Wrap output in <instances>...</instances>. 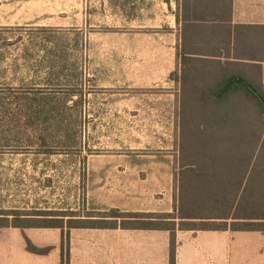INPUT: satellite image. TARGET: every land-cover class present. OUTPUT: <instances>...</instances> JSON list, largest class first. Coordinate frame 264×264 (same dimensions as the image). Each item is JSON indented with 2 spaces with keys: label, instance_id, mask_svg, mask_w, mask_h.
<instances>
[{
  "label": "rangeland",
  "instance_id": "374dc122",
  "mask_svg": "<svg viewBox=\"0 0 264 264\" xmlns=\"http://www.w3.org/2000/svg\"><path fill=\"white\" fill-rule=\"evenodd\" d=\"M117 1L0 0V210L106 216L117 195L138 194L147 182L155 195L169 187L174 212L181 165L203 166L226 145L238 164L227 173L242 174L250 154L264 165V126L250 141L248 126L233 125L235 135L226 145L215 140L213 153L200 146L181 156V114L207 113L202 100L220 65L207 47L184 59L186 49L150 28L162 24V0H130L126 12ZM239 96L229 109L245 113ZM144 170L157 174L144 180ZM61 234L28 230L34 243L57 249ZM11 242L25 252L19 231Z\"/></svg>",
  "mask_w": 264,
  "mask_h": 264
},
{
  "label": "trees",
  "instance_id": "16d2710c",
  "mask_svg": "<svg viewBox=\"0 0 264 264\" xmlns=\"http://www.w3.org/2000/svg\"><path fill=\"white\" fill-rule=\"evenodd\" d=\"M176 2L181 5L186 18L199 19L203 24L221 23L224 14L231 7V0H176ZM176 19L178 20V16ZM218 48L216 43H212L207 49L211 55L216 56ZM197 52L201 53L203 50ZM251 56L256 58V55ZM213 63L220 65V71L216 85L208 87L209 97L204 96L206 100H202L207 113L200 114V122H196L200 115L192 120H186L181 114L179 126L182 141L179 146L181 156L185 158L188 151H201L200 146L202 151H212L215 140L226 145V140L235 135L230 129L235 125L249 127L247 136L249 135L250 141L262 137L264 85L253 75L238 69H225L222 62ZM236 95H240L239 97L245 100V105L250 107L245 113L230 111L228 105ZM222 149V154L205 156L202 161L205 164L203 166L196 162L198 160L195 163L181 165L178 193L174 195L176 205L174 212L123 213L115 208L106 216L81 217L51 210L30 212L17 209L0 210V232L5 228H17L22 233L29 228L61 229L60 264H68L69 257L67 245L69 230L64 232V227L67 229L115 228L119 219L123 227L166 230L169 232V264H176L177 230L229 229L264 232V173H262L264 165H255L252 160L253 155L250 154L242 174L227 173L230 169H237L238 164L228 159L231 146L226 145ZM215 157H220L223 162H218L216 165ZM217 170L221 174H215ZM65 217L72 218H67L65 221ZM195 224L198 226L193 227ZM23 237L25 249L30 253L47 255L52 249V246L35 245L24 233Z\"/></svg>",
  "mask_w": 264,
  "mask_h": 264
},
{
  "label": "crops",
  "instance_id": "0c3cea01",
  "mask_svg": "<svg viewBox=\"0 0 264 264\" xmlns=\"http://www.w3.org/2000/svg\"><path fill=\"white\" fill-rule=\"evenodd\" d=\"M129 1H117V10L124 11ZM160 4L162 14L157 19L162 24L150 28L155 27L159 29L157 32L173 38L172 49L177 52L186 49L188 55L184 57H195L197 50L216 43L218 54L211 55L215 62H222L225 69H238L247 74L255 70L253 76L264 85V0H231L230 10L218 24L186 18L176 0H162ZM143 173L144 180L157 174L146 170ZM159 173L168 181L169 171ZM146 184L138 194L132 189L130 195H117V210L123 213L172 212L169 187L165 192L161 188V193L155 195ZM31 229L23 233L34 243L28 235ZM15 230L21 235L24 251L33 256L19 251L20 246L18 249L12 246ZM23 233L17 228L1 230L0 264H60V249L54 247L47 255L30 253L25 249ZM176 242V264H264V232L261 231L177 230ZM67 245L68 264H169L168 231L123 227L119 219L115 228H71Z\"/></svg>",
  "mask_w": 264,
  "mask_h": 264
}]
</instances>
